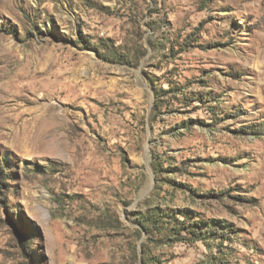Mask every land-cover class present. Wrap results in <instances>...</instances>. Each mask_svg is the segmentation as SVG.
I'll return each instance as SVG.
<instances>
[{"label": "rangeland", "instance_id": "obj_1", "mask_svg": "<svg viewBox=\"0 0 264 264\" xmlns=\"http://www.w3.org/2000/svg\"><path fill=\"white\" fill-rule=\"evenodd\" d=\"M261 124L264 0H0V264H264Z\"/></svg>", "mask_w": 264, "mask_h": 264}, {"label": "trees", "instance_id": "obj_2", "mask_svg": "<svg viewBox=\"0 0 264 264\" xmlns=\"http://www.w3.org/2000/svg\"><path fill=\"white\" fill-rule=\"evenodd\" d=\"M156 100L157 101H155L154 104H153V109L154 110L157 107H159V100L160 99L158 97V94L156 95ZM261 131H264V124L263 125L262 124L261 125H258L257 127H255L254 129L251 130V132L253 134L262 133ZM200 194H202L204 196L207 195V194L210 195L207 192H203V193H200ZM182 213L184 214V211H182ZM156 217H158L157 214L154 211H150L143 219L142 218H139L138 221H139L140 226L143 227L144 229H146L148 231V230H151L152 228L156 227L155 223H157V220H158V218H156ZM215 227H216V224H214L211 227V229H210L211 230V233H213L214 235L217 234V231L215 230L216 229ZM173 229L175 230L176 233H178V228L177 227H175ZM213 229L215 230V232H214ZM14 230H15L16 234L18 235L17 237H19V238L25 237L21 230L15 228V227H14ZM138 232L140 234V230ZM191 233H193L194 236L197 237V238H201L203 236V231L200 228H198L197 225H193L192 226ZM30 235L31 234H29V233L27 234L28 237ZM25 240H27V239L25 238ZM148 259H149V256H148L145 248H143V262L149 264Z\"/></svg>", "mask_w": 264, "mask_h": 264}]
</instances>
